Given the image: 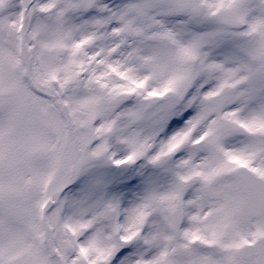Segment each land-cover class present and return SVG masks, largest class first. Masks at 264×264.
<instances>
[{
    "label": "snow or ice",
    "instance_id": "snow-or-ice-1",
    "mask_svg": "<svg viewBox=\"0 0 264 264\" xmlns=\"http://www.w3.org/2000/svg\"><path fill=\"white\" fill-rule=\"evenodd\" d=\"M0 264H264V0H0Z\"/></svg>",
    "mask_w": 264,
    "mask_h": 264
}]
</instances>
